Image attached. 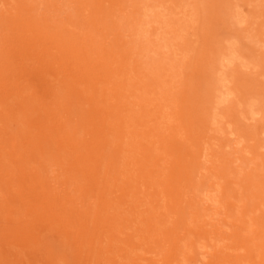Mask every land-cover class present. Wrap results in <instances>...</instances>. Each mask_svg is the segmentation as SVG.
<instances>
[{"label":"rangeland","instance_id":"1","mask_svg":"<svg viewBox=\"0 0 264 264\" xmlns=\"http://www.w3.org/2000/svg\"><path fill=\"white\" fill-rule=\"evenodd\" d=\"M261 227L264 0H0V264H260Z\"/></svg>","mask_w":264,"mask_h":264},{"label":"bare ground","instance_id":"2","mask_svg":"<svg viewBox=\"0 0 264 264\" xmlns=\"http://www.w3.org/2000/svg\"><path fill=\"white\" fill-rule=\"evenodd\" d=\"M126 18H127V17H126ZM120 19H121V18H120ZM126 22H127V21H126ZM132 23H133V22H132ZM149 38H150V37H149ZM113 40H114V39H113ZM115 40H116V38H115ZM115 40H114V41H115ZM126 40H128V39H126ZM126 40H125V41H126ZM105 41H106V40H105ZM198 41H199V40H198ZM106 42H107V41H106ZM128 43L130 44L129 41H128ZM115 44H116V43H115ZM191 44H192V46L195 45L194 42H191ZM125 45H126V44H125ZM127 45H128V44H127ZM195 46H196V45H195ZM106 51H107V50H106ZM154 51H155V50H154ZM104 54H105V53H104ZM157 54H158V53H157ZM107 58H108V57H107ZM117 60H118V58H117ZM108 61H109V60H108ZM209 61H210V60H209ZM166 64H167V63H166ZM185 64H186V63H185ZM179 66H180V65H179ZM179 66H178V67H179ZM183 67H184V66H183ZM4 68H5V67H4ZM105 79H106V78H105ZM183 80H184V79H183ZM198 81H199V80H198ZM184 82H185V81H184ZM156 83H157V82H156ZM154 85H155V84H154ZM198 85H199V84H198ZM152 86H153V85H152ZM153 88H154V87H153ZM94 91H95V90H94ZM240 91H241V90H240ZM52 92H53V91H52ZM71 93H72V92H71ZM188 95H189V94H188ZM75 97H76V96H75ZM58 98H59V97H58ZM75 99H76V98H75ZM77 99H79V98H77ZM198 99H199V98H198ZM81 101H82V100H81ZM81 101H80V102H81ZM30 102H31V101H30ZM74 106H75V105H74ZM206 106H207V105H206ZM58 107H59V106H58ZM207 108H208V107H207ZM73 109H74V108H73ZM139 110H140V109H139ZM208 110H209V109H207V111H208ZM71 113H72V112H71ZM68 115H69V114H68ZM74 115H75V114H74ZM70 116H71V115H70ZM74 117H75V116H74ZM126 119H127V118H126ZM138 121H139V119H138ZM122 122H123V121H121V123H122ZM122 127H124V126H122ZM122 127H120V128L122 129ZM123 129H124V128H123ZM94 130H95V129H94ZM199 130H200V129H199ZM125 131H127V130H125ZM234 133H235V132H234ZM37 134H38V133H37ZM68 134H69V133H68ZM132 134H133V133H132ZM38 135H39V134H38ZM120 135H121V134H120ZM167 135H168V134H167ZM239 135H242V134H239ZM133 136H134V135H133ZM184 136H185V135H184ZM260 136H261V135H260ZM119 137H120V136H119ZM136 137H137V135H136ZM144 137H145V136H144ZM117 138H118V137H117ZM195 138H196V137H195ZM236 138H237V135H236ZM236 138H235V140L238 139V138H237V139H236ZM123 139H124V138H123ZM162 139H163V138H162ZM170 139H171V138H170ZM172 139H173V138H172ZM200 139H201V138H200ZM239 139H240V138H239ZM239 139H238L237 141H239ZM255 139H256V138H255ZM115 140H116V139H115ZM174 140H175V139H174ZM237 141H235V142H237ZM258 141H260V140H258ZM94 143H95V142H94ZM59 144H60V143H59ZM79 144H80V143H79ZM172 144H173V143H172ZM257 144H258V143H257ZM57 147H58V146H57ZM127 147H129V146H127ZM169 147H170V146H169ZM180 147H182V146H180ZM115 148H117V147H115ZM125 149H126V148H125ZM176 149H177V148H176ZM182 149H183V148H182ZM182 149H181V150H182ZM165 150H166V149H165ZM165 150H164V151H165ZM187 150H188V149H187ZM171 151H172V150H171ZM169 152H170V151H169ZM244 152H245V151H244ZM110 153H111V152H110ZM116 153H117V152H116ZM165 153H166V152H165ZM183 154H184V153H183ZM101 155H102V154H101ZM186 155H187V154H186ZM192 155H193V154H192ZM238 155H239V154H238ZM174 156H176V155H174ZM194 156H195V155H194ZM111 157H112V156H111ZM163 157H165V155H164ZM163 157H162V158H163ZM181 157H182V156H181ZM195 157H196V156H195ZM241 157H242V155H241ZM261 157H262V156H261ZM46 158H47V157H46ZM206 158H207V157H206ZM239 158H240V156H239ZM242 158H243V157H242ZM242 158H241V159H242ZM244 158H245V160L247 159L246 157H244ZM157 159H158V158H157ZM187 159H188V158H187ZM130 160H131V159H130ZM155 160H156V158H155ZM176 160H177V159H176ZM114 161H115V160H114ZM131 161H132V160H131ZM180 161H181V160H180ZM188 161H190V160H188ZM229 161H231V160H229ZM229 161H227V162H229ZM242 161H243V160H242ZM242 161H241V163H242ZM260 161H261V160H260ZM260 161L258 160V161H256V162H260ZM133 162H134V161H133ZM43 163H44V162H43ZM106 163H107V162H106ZM110 163H112V162H110ZM114 163H115V162H114ZM178 163H179V162H178ZM186 163H187V162H186ZM198 163H199V162L196 161V164H198ZM211 163H212V162H211ZM144 164H145V163H144ZM168 164H169V163H168ZM226 164H227V163H226ZM40 165H41V164H40ZM132 165H133V164H132ZM199 165H200V164H199ZM239 165H240V164H239ZM130 166H131V165H130ZM164 166H165V165H164ZM170 166H171V165H170ZM193 166H194V165H193ZM213 166L217 167L214 163H213ZM227 166H228V164H227ZM245 166H246V165H245ZM95 167H97V166H95ZM98 167H99V166H98ZM119 167H120V166H119ZM219 167H220V166H219ZM225 167H226V166H225ZM225 167H224V168H225ZM248 167H249V166H248ZM125 168H126V166H125ZM163 168H164L163 170H165V167H163ZM190 168H191V167H190ZM193 168H195V166H194ZM226 168H227V167H226ZM243 168H244V167H243ZM252 168H253V167H252ZM81 169H82V168H81ZM218 169H219V168H218ZM255 169H256V168H255ZM257 169H258V168H257ZM82 170H83V169H82ZM115 170H116V169H115ZM128 170H129V169H128ZM131 170H133V168H132ZM151 170L153 171L152 168H151ZM173 170H176L175 167H173ZM219 170H220V169H219ZM223 170H224V169H223ZM129 171H130V170H129ZM146 171H147V170H146ZM161 171H162V170H161ZM251 171H252V170H251ZM251 171H248V170L246 171V175H247V177L250 179V182L252 181V179L250 178V176H249L248 174H249ZM99 172H100V170H99ZM144 172H145V170H144ZM177 172H178V171H174V175L177 174ZM100 173H101V172H100ZM109 173H110V172H109ZM145 173H146V172H145ZM180 173H181V172H180ZM180 173H179V174H180ZM189 173H190V172H189ZM126 174H127V173H126ZM222 174H223V173H222ZM250 174H251V173H250ZM122 175H123V174H122ZM186 175H187V174H186ZM256 175L260 177V174L258 173V171H257V174H256ZM262 175H263V174H262ZM128 176H129V175H128ZM165 176H166V175H165ZM167 176H168V175H167ZM191 176H192V175H190V177H191ZM251 176H252V175H251ZM122 177H123V176H122ZM122 177H121V178H122ZM171 177H174V176H171ZM259 177H258V178H259ZM128 178H129V177H128ZM143 178H144V177H143ZM143 178H142V179H143ZM175 178L178 179V176L175 175L174 179H171V181H169V182L174 181ZM181 178H182V177H181ZM184 178H185V177H184ZM188 178H189V177H188ZM241 178H242V177H241ZM255 178H256V177H255ZM258 178H257V179H258ZM122 179H123V178H122ZM177 179H176V183L178 184V182H180V181L177 182ZM259 179H262V176H261ZM146 180H147V179H146ZM179 180H180V179H179ZM128 181H129V180H128ZM160 181H161V180H160ZM247 181H248V180H247ZM260 181H261V180H260ZM124 182H125V181H124ZM252 182H253V181H252ZM82 183H83V182H82ZM114 183H115V182H114ZM139 183H140V182H139ZM165 183H166V182H165ZM165 183H164V185H165ZM247 183H248V182H247ZM127 184H128V183H127ZM127 184H126V185H127ZM177 184H176V185H177ZM251 184L253 185V183H251ZM172 185L175 186V181L172 182ZM178 185H179V184H178ZM184 185H185V184H184ZM212 185H213V184H212ZM105 186H106V185H105ZM137 187H138V186H137ZM178 187H179V186H177V188H178ZM180 187H181V186H180ZM187 187H188V186H187ZM182 188H183V187H182ZM155 189H156V188H155ZM160 189H161V188H160ZM160 189H159V190H160ZM179 189H180V188H179ZM179 189H178V190H179ZM208 189H209V188H208ZM211 189H212V188H211ZM105 190H106V189H105ZM157 191H158V190H157ZM162 191L164 192V190H161V192H162ZM103 192H104V191H103ZM194 192H195V191H194ZM124 193H125V192H124ZM196 193L198 194L199 192H197V190H196L195 194H196ZM129 194H130V193H129ZM151 194H152V193H151ZM190 194H191V193H190ZM122 195H123V194H122ZM126 195H127V194H126ZM199 195H200V194H199ZM120 196H121V195H120ZM163 196H165V195H163ZM181 196H182V195H181ZM192 196H193V195H192ZM200 197H201V196H200ZM206 197H209V195L206 194ZM261 197H262V196H261ZM122 198H123V197H122ZM194 198H196V199H194ZM194 198H190V200L192 201V203H193V201H194V203H195V204L193 203L194 208H193V213L191 212V214L194 215V218H193L194 221H196V222H200V223H197V224L195 225L196 228L190 225V226H189L190 228L188 229V231H191V232L193 231V232H194L193 234H195V233L199 234V233H200L199 230H201V229H198L197 227L202 228V226L200 227V224L203 225V223H204V226H205V222H203V221H204V220H203V218H204V214H206L205 211H207V209L210 208V207L212 206L213 203H211L210 207L207 206L208 208L205 210V209L202 208L203 205L206 206V204H205L204 202H202L203 200L201 201L202 198H199V196H196V197H194ZM123 199H124V198H123ZM144 199H145V198H144ZM176 199H177V198H176ZM181 199H182V198H181ZM183 199H184V198H183ZM187 199H189V197H188ZM210 199H211V198H210ZM138 200H140V199H138ZM147 200H148V199H147ZM171 200H172V198H171ZM178 200H180V198L172 202V205L177 206V208H178V205H177V204H179V203H178ZM166 201H167V200H166ZM181 201H182V200H181ZM181 201H180V202H181ZM187 201H189V200H187ZM210 201H211V200H210ZM120 202H121V201H120ZM205 202H206V201H205ZM211 202H214V204H215V201H214V200H212ZM142 203H143V202H142ZM190 203H191V202H190ZM134 204H135V203H134ZM164 204H165V203H164ZM216 204H217V203H216ZM186 205H188V204H186ZM189 205H190V204H189ZM201 205H202V206H201ZM207 205H208V204H207ZM231 205H232V204H231ZM132 206L134 207V205H132ZM164 206H166V205H163V207H164ZM167 206H169L168 202H167ZM218 206H219V205H218ZM169 207H170V206H169ZM169 207H167L169 210H168L167 208H166V209L172 214V212L170 211V208H169ZM184 207H185V206H184ZM184 207H183V208H184ZM188 207H189V206H188ZM213 207H214V205H213ZM213 207H211V208H212L211 210H213ZM229 207H230V205H229ZM232 207H233V206H232ZM164 208H165V207H164ZM205 208H206V207H205ZM216 208H218V207H216ZM127 209H128V207H127ZM133 209H134V208H133ZM233 209H234V207H233ZM233 209H230V210H233ZM188 210H189V209H188ZM214 210H215V207H214ZM220 210H221V208H220ZM220 210L218 209L217 211H220ZM128 211H129V210H128ZM179 211H180V210H179ZM247 211H248V210H247ZM130 213H131V212H130ZM182 213H183V212H182ZM186 213H187V211H186ZM188 213H189V211H188ZM210 213H211V211H210ZM210 213H209V215H210ZM217 213H218V212H217ZM118 214H119V213H118ZM132 214H133V213H132ZM168 214H169V213H168ZM171 214H170V215H171ZM127 215H128V214H127ZM130 215H131V214H130ZM138 215H139V214H138ZM207 215H208V214H207ZM226 215H227L226 213H223V215L220 214L221 217H219V218H220L219 221L221 222V221L223 220V218H224ZM176 216H177V214H176ZM186 216H187V215H186ZM205 216H206V215H205ZM258 217H259V216H258ZM134 218H135V217H134ZM165 218H167V217H165ZM186 218H187V217H186ZM216 218H217V217H216ZM236 218H237V217H236ZM191 219H192V218H191ZM196 219H197V220H196ZM210 220H214V219H211V218H210ZM206 221H207V220H206ZM217 221H218V219H217ZM219 221H218V223H219ZM125 222H126V221H125ZM131 222H132V221H131ZM156 222H157V220H156ZM211 222H213V221H211ZM213 223L215 224V222H213ZM223 223H224V222H223ZM156 225H157V224H156ZM260 225H261V224H260ZM157 227H159V226H157ZM182 227H183V226H182ZM184 227H185V226H184ZM215 227H216V226H215ZM203 228L205 229V227H203ZM261 228H264V227H261ZM181 229H182V228H181ZM236 229H237V228H236ZM164 230H165V229H164ZM166 230H167V229H166ZM230 230H231V229H230ZM232 230H233L234 238H235V239H232V241H233V240H234V241H237V242L239 243V245L242 246V240H243L242 238H243V237H242V235H241V233H240V230H238V229L235 230L234 228H233ZM241 230H242V229H241ZM174 231H175V229H174ZM182 231H183V229H182ZM185 231H187V229H186ZM188 231H187V232H188ZM204 231H205V230H204ZM259 231H260V230H259ZM169 232H170V231H169ZM179 232H180V231H179ZM206 232H207V231H206ZM171 233H172V232H171ZM177 233H178V232H177ZM202 233H204V232H203V229H202V231H201V234H202ZM231 233H232V231H231ZM175 235H176V234H175ZM178 235H179V233H178ZM181 235H182V234H181ZM243 235H244V234H243ZM158 236H159V235H158ZM165 236H167V235H165ZM168 236H169V235H168ZM197 236H198V235H197ZM202 236H203V235H202ZM232 236H233V235H232ZM260 236H261V235H259V237H260ZM185 237H186V235H185ZM246 237H247V236H246ZM159 238H160V237H159ZM192 238H193V237H192ZM229 238H230V237H229ZM229 238H228V239H229ZM177 239H178V237H177ZM249 239H251V238L248 236V240H249ZM181 240H182V239H181ZM176 242H178V241H176ZM187 242L193 244V240H192V239H189ZM243 242H244V241H243ZM257 242H258V241H257ZM188 243H186V244H182V246H184V245H187V246H188ZM231 243H234V242H231ZM174 244H175V243H174ZM234 244H235V243H234ZM162 245H163V244H162ZM179 245H180V244H179ZM231 245H232V244H231ZM249 245H250V244H249ZM206 246H207V245H206ZM179 247L181 248V246H179ZM190 247H191V248H190V249H191L190 251H191L193 254H197V253H198V251H197L198 249H196L197 252L195 251V243H194L192 246H190ZM220 247H221V246H220ZM232 247H233V246H232ZM201 248H202V247H201ZM233 248H234V247H233ZM235 248H236V247H235ZM256 248H257V247H256ZM151 249H152V248H151ZM252 249H253V248H252ZM252 249H251V250H248V251H252ZM220 250H221V249L219 248L218 253H217V252H212V253L210 254V256H211V255H214L215 253H216V254H219V255H224L223 253L220 252ZM223 250H224V249H222V252H223ZM257 250H258V249H256V251H257ZM262 250H263V249H262ZM153 251H154V250H153ZM244 251H245V250H244ZM203 253H204V252H203ZM252 253H253V251H252ZM262 253H263V252H262ZM250 255H251V254H250ZM248 256H249V255H248ZM195 257H196V256H195ZM195 257H194V258H195ZM223 257H224V256H223ZM213 258H214V257H213ZM218 258H219V257H218ZM238 258H239V257H238ZM240 258H241V257H240ZM244 258H245V256H244ZM259 258H260V260H261V261H260V264H264V256L261 255ZM259 258H258V259H259ZM54 259H55V258H54ZM235 259H236V258H235ZM197 260H198V259H197ZM214 260L216 261V259H214ZM244 260H245V259H244ZM222 261H223V260H222ZM236 261H237V260H236ZM236 261H234V263H235ZM217 262H218V261H217ZM237 262H240V263H241V261H239V260H238ZM248 262H249V260H248ZM213 263L215 264V262H212V264H213ZM219 263H220V261H219ZM222 263H223V262H222ZM251 263H252V261H251ZM251 263H250V264H251ZM258 263H259V262H258ZM232 264H233V263H232ZM235 264H237V263H235Z\"/></svg>","mask_w":264,"mask_h":264}]
</instances>
